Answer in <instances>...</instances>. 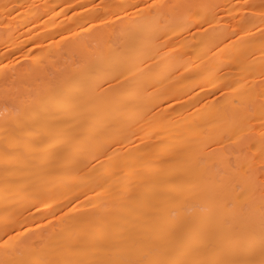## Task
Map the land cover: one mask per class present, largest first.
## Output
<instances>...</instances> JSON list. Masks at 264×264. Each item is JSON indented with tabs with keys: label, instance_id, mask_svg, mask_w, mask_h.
<instances>
[{
	"label": "bare ground",
	"instance_id": "1",
	"mask_svg": "<svg viewBox=\"0 0 264 264\" xmlns=\"http://www.w3.org/2000/svg\"><path fill=\"white\" fill-rule=\"evenodd\" d=\"M39 1L0 19L62 50L0 73V264H264V1Z\"/></svg>",
	"mask_w": 264,
	"mask_h": 264
},
{
	"label": "rangeland",
	"instance_id": "2",
	"mask_svg": "<svg viewBox=\"0 0 264 264\" xmlns=\"http://www.w3.org/2000/svg\"><path fill=\"white\" fill-rule=\"evenodd\" d=\"M4 1L5 0H0V19L3 15L2 10H3ZM242 1H244V2H242L241 5H239L241 2L240 1L238 4V8H239V10L242 9L241 10L242 12H245L243 9L246 6V1L248 2L249 0H246V1L242 0ZM262 1H264V0H260V2H262ZM38 3H39V6L40 5L43 6V5H45L46 1L40 0ZM25 8H27L26 3H24L23 5H16L14 7V10H15V12H18V11L25 9ZM48 12H51V11H47L44 14V16H46V14ZM61 17H62V15H61ZM43 36H44V33H40V37H43ZM21 38H23V37H20V38L17 37L16 39L19 40ZM5 40H6V30L3 31L1 43H0V51H2V52H4V50H6V48H7ZM44 43H45L44 46L36 48V49H34L31 44H28L26 46V49L24 50V52L17 50L10 55L2 57L0 59V73L3 71L4 72H13L15 70H21L24 67H27L30 64V62H33L34 57L38 54H45L46 56H49L51 58H56V59L59 58L60 54L62 53V50L59 49L58 42L50 43L49 40L45 39ZM0 113H1V109H0Z\"/></svg>",
	"mask_w": 264,
	"mask_h": 264
}]
</instances>
